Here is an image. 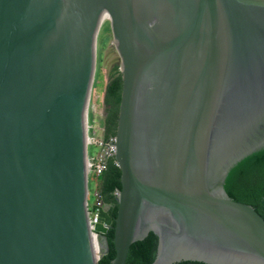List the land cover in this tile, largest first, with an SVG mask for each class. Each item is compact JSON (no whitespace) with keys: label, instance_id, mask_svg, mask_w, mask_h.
<instances>
[{"label":"water","instance_id":"obj_1","mask_svg":"<svg viewBox=\"0 0 264 264\" xmlns=\"http://www.w3.org/2000/svg\"><path fill=\"white\" fill-rule=\"evenodd\" d=\"M106 21L121 189L98 249L87 127ZM263 148L264 0H0V264H99L114 221L112 264L152 231V264H264V217L225 189Z\"/></svg>","mask_w":264,"mask_h":264},{"label":"trees","instance_id":"obj_2","mask_svg":"<svg viewBox=\"0 0 264 264\" xmlns=\"http://www.w3.org/2000/svg\"><path fill=\"white\" fill-rule=\"evenodd\" d=\"M105 31L109 32L106 25ZM109 37L103 36L101 44H106ZM122 95V75L119 67L113 69L110 82L105 92V123L106 132L114 135L117 127V118ZM103 195L107 204L111 205L110 215L113 219L118 215V204L115 196V190L121 189V170L116 165L115 160L109 165L108 170L103 177ZM225 189L227 193L235 200L245 202L254 206V208L264 217V148L249 155L234 166L229 172ZM115 225L107 233L110 252L106 254L99 264H112L117 256L115 247ZM160 237L152 231L144 240L135 242L130 250L127 264H152L156 260L159 251ZM174 264H210L203 261L184 260Z\"/></svg>","mask_w":264,"mask_h":264},{"label":"built area","instance_id":"obj_3","mask_svg":"<svg viewBox=\"0 0 264 264\" xmlns=\"http://www.w3.org/2000/svg\"><path fill=\"white\" fill-rule=\"evenodd\" d=\"M106 129V125L102 122V113L93 107V117L88 121L87 127V170L91 178H97L94 202L97 207L89 211L92 234L96 241L100 235L97 225L103 222L101 212L106 206L102 195L101 178L116 152V145L113 144L116 143V137L108 135Z\"/></svg>","mask_w":264,"mask_h":264},{"label":"rangeland","instance_id":"obj_4","mask_svg":"<svg viewBox=\"0 0 264 264\" xmlns=\"http://www.w3.org/2000/svg\"><path fill=\"white\" fill-rule=\"evenodd\" d=\"M107 23L103 25L99 39L97 44V68H96V77H95V83L93 88V100L97 103L100 109H102V113L105 114V110H103L102 107V97L104 98L106 87L108 83L110 82V76L115 68V66H118L120 68V56L118 52L116 51L115 47L112 43V36L110 32L105 31ZM108 36L109 39L107 40V43L101 44V39L103 36ZM98 97V99H97ZM96 183L97 178L93 177L91 178L89 182V202L90 205H92L95 201V190H96Z\"/></svg>","mask_w":264,"mask_h":264},{"label":"clouds","instance_id":"obj_5","mask_svg":"<svg viewBox=\"0 0 264 264\" xmlns=\"http://www.w3.org/2000/svg\"><path fill=\"white\" fill-rule=\"evenodd\" d=\"M106 23H107V26L109 27V23L106 21ZM104 27V26H103ZM102 27V28H103ZM109 32H110V34H111V31H110V27H109ZM111 36H112V34H111ZM112 43H113V38H112ZM114 46V45H113ZM119 70H120V68H119ZM121 73V72H120ZM94 88V87H93ZM107 88V87H106ZM92 92H93V89H92ZM92 92H91V98H90V103H89V108H88V121L89 120H91L92 119V117H93V107H96L97 108V110L99 111V112H101L102 113V109H100L99 108V106L97 105V103L93 100V95H92ZM106 92V91H105ZM104 98H105V95H104ZM104 98L102 97V107H103V110H105V103H104ZM97 99H98V97H97ZM105 117H106V112H105V114L104 113H102V122L106 125V123H105ZM107 128V127H106ZM116 129H117V127H116ZM115 137H116V132H115ZM112 160H115V158L113 157V159ZM112 160H111V162H112ZM110 162V163H111ZM115 163H116V160H115ZM110 165V164H109ZM109 168V167H108ZM108 170V169H107ZM88 171V170H87ZM106 173V172H105ZM104 173V174H105ZM103 177H104V175L102 176V178H101V185L103 184ZM88 178H89V182H90V180H91V177L88 175ZM102 189H103V185H102ZM116 192L118 193V190H115V194H116ZM102 195H103V190H102ZM96 197V196H95ZM96 199V198H95ZM103 199H104V195H103ZM95 202V201H94ZM104 202H105V200H104ZM105 207H104V209H102V210H104V211H106L107 210V207H109V213H110V208H111V205L110 204H107L106 202H105ZM93 206H95V208H93ZM96 205L93 203L92 205H90V202H89V196H88V209H89V211L90 210H94V209H96ZM101 219H102V217H101ZM89 220H90V214H89ZM102 223H99V224H103V225H105V226H107V224L105 223V221L102 219ZM98 224V225H99ZM98 225H97V230H98ZM90 228H91V225H90ZM92 230V229H91ZM99 232H100V235H99V237H98V241H96L95 239H94V237H93V234H92V237H93V241H94V244L96 245V247H99V243H100V236H101V234H102V232L100 231V230H98ZM108 232H110V231H108ZM99 249V248H98ZM97 249V250H98Z\"/></svg>","mask_w":264,"mask_h":264},{"label":"bare ground","instance_id":"obj_6","mask_svg":"<svg viewBox=\"0 0 264 264\" xmlns=\"http://www.w3.org/2000/svg\"><path fill=\"white\" fill-rule=\"evenodd\" d=\"M98 248V247H97Z\"/></svg>","mask_w":264,"mask_h":264}]
</instances>
